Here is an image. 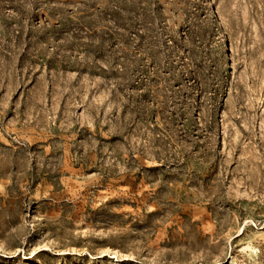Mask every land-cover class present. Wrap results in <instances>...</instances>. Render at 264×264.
<instances>
[{
	"label": "rangeland",
	"instance_id": "obj_1",
	"mask_svg": "<svg viewBox=\"0 0 264 264\" xmlns=\"http://www.w3.org/2000/svg\"><path fill=\"white\" fill-rule=\"evenodd\" d=\"M0 264H264V0H0Z\"/></svg>",
	"mask_w": 264,
	"mask_h": 264
}]
</instances>
